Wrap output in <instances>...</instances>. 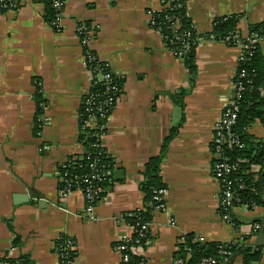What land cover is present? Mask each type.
Here are the masks:
<instances>
[{
    "label": "crops",
    "instance_id": "1",
    "mask_svg": "<svg viewBox=\"0 0 264 264\" xmlns=\"http://www.w3.org/2000/svg\"><path fill=\"white\" fill-rule=\"evenodd\" d=\"M45 6L19 0L15 11L0 14V255L59 264L56 242L67 236L75 241L72 264H121L114 244L131 236L125 215L142 207L145 164L175 131L160 166L164 207L154 211L150 243L140 250L145 264H174L178 238L188 233L260 247L256 264H264V233H251L264 206H235L233 226L218 213L220 184L212 175L214 128L233 92L240 48L201 36L215 18L240 14L244 38L251 24L264 22V0H186L199 35L193 78L149 25L159 0H65L60 30L45 20ZM81 24L92 28L88 48L120 83L108 117L95 122L113 171L92 218L81 191L60 192L64 165L87 152L79 112L92 75L83 64ZM37 93L45 99L41 114ZM247 132L264 139V124L256 120ZM18 194L26 201H15ZM233 257L229 264H243L240 253Z\"/></svg>",
    "mask_w": 264,
    "mask_h": 264
},
{
    "label": "trees",
    "instance_id": "2",
    "mask_svg": "<svg viewBox=\"0 0 264 264\" xmlns=\"http://www.w3.org/2000/svg\"><path fill=\"white\" fill-rule=\"evenodd\" d=\"M159 2L163 8L152 13L153 27L162 36L167 47L173 51H179L183 42L188 43L189 48L181 55V60L193 78L196 70L194 62L195 49L199 35H197L192 21L187 14L186 0H159ZM45 3L44 17L49 22L54 16V10L51 6V0H45ZM240 18V14H230L215 18L212 23L211 32L201 35L205 39L214 38L219 41H222L225 36H230L231 40L227 43L228 45L235 46L241 42L250 45L249 53L238 68V70L244 69L246 75L243 79L244 88L238 100L239 112L237 120L231 127V132L237 137L242 146L238 147L231 142H227L223 145L222 149V155L227 158L230 164L235 165L237 170L230 176L234 188L231 205L227 210L218 208V213L219 215L228 214L233 226H238L239 223L233 214L235 206H243L247 209L260 205L264 206V202L262 201L264 195V139L256 138L247 132L249 126L256 120L264 124V43L246 40L249 38L251 41L252 39L263 37L264 22L251 24L248 27L247 35L243 38L238 27ZM176 25H178V28H176ZM114 80L119 82L116 77ZM102 85L100 83L94 86L93 90L100 92L103 88ZM35 100L37 113L41 114L42 108L39 104L45 102V99L42 94L37 93L35 94ZM174 133L175 131L164 140L160 154L151 157L145 164L142 180L139 183L140 190L143 193L142 207L125 215V221L132 229L131 239L125 242V253L129 256L130 264H145L143 256L135 254L132 252V249H144L146 247V240L151 239L149 230L142 231L140 227L144 222H151L152 215L159 204L153 198L154 190L166 187L161 180L160 166L168 142ZM83 137L82 135L83 145L87 148L86 158L82 160H70L64 165L63 173H66L68 178L90 175L93 171L90 167L92 163L98 164V168L101 167L102 169H104V166L112 167V160L105 153L97 155L91 149L90 143L94 138L83 140ZM216 161L217 157L214 155L213 163ZM253 167L256 170H252ZM111 181L112 176L99 182L103 186L100 199L104 197L105 189ZM240 184H242L243 188H238ZM256 224L262 227L261 230L264 228V220L255 221L251 224L252 228ZM252 228L251 233L255 234L256 232H253ZM68 239L75 243L72 238L62 236L56 242V248L58 249ZM17 242L18 238L15 237L13 246ZM177 247L175 261L180 260L181 263L174 261V264H200L203 258H213L217 264H229L230 260H224L226 255L222 253L223 251H230L232 254L240 253L243 264H256L261 256L260 247H243L239 243L201 242L192 233L179 237ZM63 254L65 256L64 260H72L76 255V251L67 250ZM60 261L59 264H63L61 259ZM0 264H33V262L28 255L12 257L7 251L0 255Z\"/></svg>",
    "mask_w": 264,
    "mask_h": 264
},
{
    "label": "built area",
    "instance_id": "3",
    "mask_svg": "<svg viewBox=\"0 0 264 264\" xmlns=\"http://www.w3.org/2000/svg\"><path fill=\"white\" fill-rule=\"evenodd\" d=\"M65 0H51V6L54 10V16L49 21L50 25L57 30L61 28V22L63 19V7ZM161 5V4H160ZM19 6V0H0V14L7 11H15ZM166 6V5H165ZM163 6L159 10H161ZM158 11V10H156ZM155 11H150L149 25L153 27L152 13ZM178 28V25H176ZM77 32L81 36V45L83 49V64L91 72V88L85 93L81 101V109L79 112V125L81 133L84 136L83 140L94 138L90 143L91 149L99 155L105 153L108 158L110 156L106 153L101 142V126L95 124L98 119L107 118L110 110L114 107L116 100L120 93V83L114 78L116 77L113 71L110 69L107 62L102 61L97 57L95 52L91 51L88 47L89 42L93 37L92 28L81 24L77 26ZM158 32V31H157ZM231 40L230 36H225L222 42L228 43ZM249 42L259 41L264 43V36L260 38L246 39ZM166 45V44H165ZM239 45L240 54L238 57V66L245 60L246 55L249 53L250 45L248 43L241 42ZM167 46V45H166ZM237 46V45H235ZM168 48V47H167ZM189 45L187 42H183L181 49L179 51L171 50L178 58L181 59V55L187 51ZM94 63V65H92ZM104 70V71H103ZM244 69H240L235 73L233 80V92L230 100L225 106L220 120L215 124L214 135L211 142V149L213 154L217 157V161L212 165V175L220 184L219 192V208L227 210L231 205V200L233 198V186L230 176L235 173L237 167L233 164H230L227 161V158L222 155L223 145L227 142H231L238 147H241L242 144L239 142L237 137L231 132V127L235 124L239 112L238 100L241 97V92L243 91V79L245 78ZM117 78V77H116ZM102 83L103 88L100 92H95L94 86ZM86 157H82L84 159ZM111 159V158H110ZM90 167L93 169L90 175L80 177L74 176L71 178L67 177L66 173H63L61 177V195L63 197L68 196L74 190H79L82 192L84 201L86 204L85 212L89 217H93L95 206L99 203L100 194L103 191V186L99 182L104 181L107 177H110L112 174L113 167L104 166V169L101 167L98 168V164H90ZM252 170H256L255 167ZM238 188H243L242 184ZM167 194V189L162 188L154 190V199L159 202L156 209H163L164 207V197ZM223 220L230 222L228 214L220 215ZM150 222H144L140 229L142 231L149 230ZM261 226L256 224L253 226L252 231L257 232L261 230ZM132 236V229H131ZM131 236L128 238H123L114 244V249L119 252L121 255V264H130L129 256L125 253L126 246L125 242L131 239ZM198 241L202 239L197 238ZM151 239L146 240L145 245L150 243ZM75 243L71 240H65L61 244L57 253L59 256V263L62 260L63 264H72L71 259L64 260L63 252L67 250H74ZM140 248H133L132 252L135 254H140ZM178 250V248H177ZM61 253H60V252ZM223 254L226 255L225 261H228L232 257V252L223 251ZM176 263H181L180 260L175 261ZM174 262V263H175ZM200 264H217L216 260L213 258H203Z\"/></svg>",
    "mask_w": 264,
    "mask_h": 264
},
{
    "label": "water",
    "instance_id": "4",
    "mask_svg": "<svg viewBox=\"0 0 264 264\" xmlns=\"http://www.w3.org/2000/svg\"><path fill=\"white\" fill-rule=\"evenodd\" d=\"M101 123H104L105 119L101 118L99 120ZM114 173L116 174V172L114 171ZM15 201H26V196L25 195H21L18 194L15 196ZM264 233V228L260 231L259 235H262ZM237 255L235 254L234 257H236ZM234 257L232 259H230V261L232 262V260L234 259Z\"/></svg>",
    "mask_w": 264,
    "mask_h": 264
}]
</instances>
